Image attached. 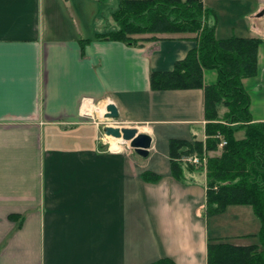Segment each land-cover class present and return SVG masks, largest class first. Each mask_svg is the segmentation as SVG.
Instances as JSON below:
<instances>
[{"label":"crops","instance_id":"0c3cea01","mask_svg":"<svg viewBox=\"0 0 264 264\" xmlns=\"http://www.w3.org/2000/svg\"><path fill=\"white\" fill-rule=\"evenodd\" d=\"M110 1L0 0V264H207L210 242L258 237L252 206L211 216L206 173L172 174L171 140L207 138L205 91L153 90L150 74L172 71L198 34L97 37L116 24L102 15ZM202 2L219 39L263 40L243 85L264 122V0ZM103 102L152 136L147 157L106 146L87 118Z\"/></svg>","mask_w":264,"mask_h":264},{"label":"trees","instance_id":"16d2710c","mask_svg":"<svg viewBox=\"0 0 264 264\" xmlns=\"http://www.w3.org/2000/svg\"><path fill=\"white\" fill-rule=\"evenodd\" d=\"M111 10L114 27L97 37L137 44L136 35L196 33L199 45L176 63L172 71H153V90L204 89L206 111L205 141L171 140L172 174L183 178L184 170H200L184 164L185 155L215 151L222 136L227 144L220 156L209 157L207 175V212L223 213L231 205L252 206L260 219L259 243L235 245L212 241L207 264H264V122L254 121L251 97L243 79L258 74L261 38L219 39L216 25L208 20L210 11L202 0H119ZM105 12H102L104 15ZM153 38V37H152ZM218 71V81L204 82V71ZM221 107H226L224 114ZM239 131L243 138H237ZM156 264H174L165 258Z\"/></svg>","mask_w":264,"mask_h":264},{"label":"water","instance_id":"95a60500","mask_svg":"<svg viewBox=\"0 0 264 264\" xmlns=\"http://www.w3.org/2000/svg\"><path fill=\"white\" fill-rule=\"evenodd\" d=\"M103 116L106 119L119 118V110L114 102L106 105V111ZM104 132L107 136L119 139L121 142H130V146L143 157H147L150 154L153 138L148 133L140 131L137 127L106 125Z\"/></svg>","mask_w":264,"mask_h":264},{"label":"rangeland","instance_id":"374dc122","mask_svg":"<svg viewBox=\"0 0 264 264\" xmlns=\"http://www.w3.org/2000/svg\"><path fill=\"white\" fill-rule=\"evenodd\" d=\"M111 3H110V6L112 7H116V1L115 0H112V1H110ZM210 2H211V0H210ZM212 4V3H211ZM213 5V4H212ZM211 9L213 8V7H210ZM104 12H105V19H106V21L110 24H113V22H114V20H113V17H112V15H111V10L110 9H107V8H104V10H103ZM109 19V20H108ZM109 21H111V22H109ZM99 104V105H98ZM103 107V110H102V112L101 111H99V109L100 108H102ZM105 108H106V106H105V103L103 102V103H97L95 106H93L92 107V111H91V115H88L87 116V118L88 119H94V118H96V119H98V120H100L101 121V126H102V128L105 126V125H113V126H119V127H137L136 125H131V124H129V123H125L122 119H119V118H117V119H106V118H104V116H103V113H104V110H105ZM95 112V113H94ZM140 131L142 130V128L141 127H137ZM102 132H103V130H102ZM103 137L107 140V144H106V146L107 147H113V148H115L114 146H113V143H112V139H111V137H109V136H106L105 135V133L103 132ZM239 136H243V134L242 133H239L238 134ZM117 149H127V150H133V151H135L134 150V148H132L131 146H130V142H121V141H118V143H117ZM223 151H224V148H218L217 150H215V151H210L209 152V155H210V157H214V156H220L222 153H223ZM184 157V156H183ZM183 157H181L180 158V161L183 163V161H182V158ZM204 172L206 173V170L204 169ZM232 210V209H231ZM260 221V220H259ZM259 229V228H258ZM250 242V244L251 243H259V237H255L254 239H252V240H250L249 241Z\"/></svg>","mask_w":264,"mask_h":264},{"label":"built area","instance_id":"2783aa9c","mask_svg":"<svg viewBox=\"0 0 264 264\" xmlns=\"http://www.w3.org/2000/svg\"><path fill=\"white\" fill-rule=\"evenodd\" d=\"M219 137L221 139L219 147L223 148L227 144V141L222 136H219ZM209 156L210 155L207 152H205L204 155L194 153V154H190V155H185L182 158V161L185 164H188V165L190 164V165H193L195 167H203L206 170L207 166H208Z\"/></svg>","mask_w":264,"mask_h":264}]
</instances>
